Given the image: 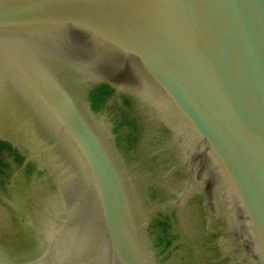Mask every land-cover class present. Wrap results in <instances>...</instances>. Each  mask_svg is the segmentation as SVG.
<instances>
[{
  "label": "water",
  "instance_id": "1",
  "mask_svg": "<svg viewBox=\"0 0 264 264\" xmlns=\"http://www.w3.org/2000/svg\"><path fill=\"white\" fill-rule=\"evenodd\" d=\"M120 118L152 171L126 162ZM0 141L64 201L41 254L0 264H164L160 207L202 225L183 264H264V0H0ZM139 178L170 188L150 215Z\"/></svg>",
  "mask_w": 264,
  "mask_h": 264
},
{
  "label": "flooded vegetation",
  "instance_id": "2",
  "mask_svg": "<svg viewBox=\"0 0 264 264\" xmlns=\"http://www.w3.org/2000/svg\"><path fill=\"white\" fill-rule=\"evenodd\" d=\"M118 121L120 125L115 131L123 141L120 149L126 162L135 167L138 173L152 171L146 164L148 151L140 145L143 132L137 122L130 118H120ZM20 149L15 144L0 141V194L4 193L8 199L0 200V203H4L0 207V250L11 258L33 259L43 251L42 239L48 228L53 223L59 225L64 217V201L59 190L42 173L37 172L34 164L22 166L24 158ZM152 163L156 164V160ZM135 186L146 215H150L154 203L162 201L170 189L147 178H139ZM178 213L175 209L160 207L149 216V233L156 259L164 261V264H183L181 254L190 256L200 243H204L200 239V221L194 220L189 211H182L183 216ZM183 220L186 230L183 226L179 230L182 234L169 236L166 226H163L173 222L182 226ZM203 255L211 257L207 251Z\"/></svg>",
  "mask_w": 264,
  "mask_h": 264
},
{
  "label": "rangeland",
  "instance_id": "3",
  "mask_svg": "<svg viewBox=\"0 0 264 264\" xmlns=\"http://www.w3.org/2000/svg\"><path fill=\"white\" fill-rule=\"evenodd\" d=\"M151 132V134H150V138L152 139V142L153 141H155L156 140V136H155V134L152 132V131H150ZM151 145L149 144V147H150ZM153 147V146H152ZM215 215V214H214ZM213 216V215H212ZM211 215H210V218L212 217ZM218 217H220L221 218V214L219 215L218 214ZM219 218V219H220ZM221 220V219H220ZM214 223V222H213ZM214 225L216 226V225H219L218 223H214ZM212 232L211 233H213L214 232V230H211ZM208 242V241H207ZM226 245L227 246H229L228 247V251L230 252V250L229 249H232V248H234V251H235V254L237 255V254H239L240 253V249H239V247H238V245L236 244V242H233L232 243V241H231V239H230V241H228V242H226Z\"/></svg>",
  "mask_w": 264,
  "mask_h": 264
}]
</instances>
